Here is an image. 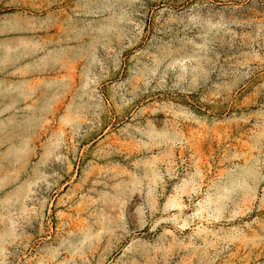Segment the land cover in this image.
Wrapping results in <instances>:
<instances>
[{
	"label": "rangeland",
	"instance_id": "1",
	"mask_svg": "<svg viewBox=\"0 0 264 264\" xmlns=\"http://www.w3.org/2000/svg\"><path fill=\"white\" fill-rule=\"evenodd\" d=\"M0 264H264V0H0Z\"/></svg>",
	"mask_w": 264,
	"mask_h": 264
}]
</instances>
